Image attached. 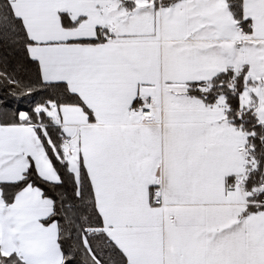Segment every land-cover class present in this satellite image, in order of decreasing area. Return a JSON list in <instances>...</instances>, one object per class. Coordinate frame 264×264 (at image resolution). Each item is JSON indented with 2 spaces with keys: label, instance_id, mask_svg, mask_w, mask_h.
<instances>
[{
  "label": "snow or ice",
  "instance_id": "1",
  "mask_svg": "<svg viewBox=\"0 0 264 264\" xmlns=\"http://www.w3.org/2000/svg\"><path fill=\"white\" fill-rule=\"evenodd\" d=\"M0 264H264V0H0Z\"/></svg>",
  "mask_w": 264,
  "mask_h": 264
}]
</instances>
